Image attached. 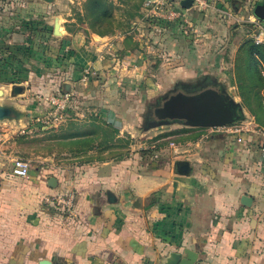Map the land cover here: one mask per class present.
<instances>
[{
  "label": "crops",
  "instance_id": "1",
  "mask_svg": "<svg viewBox=\"0 0 264 264\" xmlns=\"http://www.w3.org/2000/svg\"><path fill=\"white\" fill-rule=\"evenodd\" d=\"M262 2L264 0H258L253 10ZM28 3L37 12H32L27 22L32 20L52 29L56 42L64 41V51L72 44L77 48L73 54L77 53L78 57L69 65L74 74L68 75L83 80L84 68L91 64L100 66L101 61L88 58L87 53L92 54L87 46L84 50L83 45L75 41V37L83 36L80 30L81 35L71 26H61V35H55L53 10L57 0L52 4L42 0ZM232 6L235 12L247 13L237 0ZM12 9L13 0H0V43L13 36ZM218 31L214 32L217 38ZM161 34L166 36L173 32ZM42 35L47 37L48 33ZM112 39L91 33L93 45ZM59 48L51 49L59 51ZM200 49L195 52L186 48L181 53L186 60L172 63L180 71L177 79L193 83L208 72L212 75L220 72L208 69L210 61L214 64L213 58H209V48ZM83 57L88 58L87 61ZM104 67L108 71L109 65ZM261 67L264 75V63ZM221 76L227 78L225 81L230 77L229 73ZM27 80L8 83L4 77L0 78V105L15 106L31 114V118L19 123L0 124V264H38L44 259L53 264H182L184 261L264 264V157L258 135L245 136V143H239L227 134L199 136L206 128L173 125L165 131L175 135L164 139L180 146L175 150L177 154L142 162L134 157L107 158L109 152L102 147L103 137L108 134L105 127L97 128L100 134L84 136L88 144H97L100 148L75 155L71 147L80 140L72 135L76 130L56 125L52 134L58 149L51 159L43 161H51L52 170L34 169L31 165L30 178L22 179L15 161L24 156L23 146L28 136L38 129L42 135L50 133L49 126L37 121L52 113L43 105H50L48 98L53 95L50 88L55 85L56 89L60 78L53 81L55 84L47 83L41 88L38 84L31 85L33 79ZM113 80L102 82L103 86H115ZM230 82L232 85L231 78ZM89 87L82 95L96 105V98L99 101L100 108L93 111L100 115L96 114L95 118L119 115L118 110L110 108L111 98L117 100L115 89L110 92L101 87L91 91ZM63 92L72 93L75 107L78 92L70 86ZM38 95L40 99L35 101L33 97ZM70 114L73 116V111ZM249 117L253 116L247 115ZM90 124L95 130L99 122L92 119ZM21 129L26 132L21 133ZM115 130L118 131V127ZM120 138L117 134L116 142ZM64 145H68V149L61 150L59 146ZM178 162L188 165L179 167ZM52 177L58 181L55 189L48 185ZM69 191L77 195L73 216L45 202L47 197ZM245 198L249 199L244 202Z\"/></svg>",
  "mask_w": 264,
  "mask_h": 264
},
{
  "label": "rangeland",
  "instance_id": "2",
  "mask_svg": "<svg viewBox=\"0 0 264 264\" xmlns=\"http://www.w3.org/2000/svg\"><path fill=\"white\" fill-rule=\"evenodd\" d=\"M28 1L30 0H13L11 15L15 19L13 22L14 33L8 41L3 39V45L0 43V78L4 77L8 83L33 79L31 85L38 84L37 87L41 88L46 87L47 83L49 86L55 84L53 81L59 77L60 80H57L56 89L53 88L55 85L50 88L53 95L62 93L66 86H70L78 92L74 102L75 107L72 103V108L69 109L73 111V116H68L58 126L50 122L49 125H46L51 128L49 134L42 135L40 129H38L36 133L28 136L29 138L23 146L24 156H21V159L28 161L34 169L52 170L51 161H43L45 158L47 160L51 159L53 153L58 149L53 142V126L67 127V129L72 127L76 130V133L74 132L72 135L82 136L81 138H84L83 135L87 136L95 132L98 134L97 127H105L108 130V136L107 139L103 137L102 147L109 152L107 158L127 159L134 157L141 159L142 162H151L164 156L171 157L177 154L175 150L169 147L168 141L164 139L168 137H163L168 134L165 131L168 130V127L150 130H147V128L149 126L148 119L152 118L155 108L160 107L155 111L158 119L167 118L166 115L160 116L158 114L159 109H162L161 107L171 96L179 94L183 87L193 88L188 85L192 83L182 85V81L177 79L180 71L178 72V68L172 65L174 61L186 60L183 58L185 55L181 56L186 48L195 52L198 47L201 48L200 50H202V47L209 48L211 51L209 58H213L214 64L208 59L210 61L208 63L210 68L208 69L213 68L220 72L213 75L208 72L206 76H202L199 80H207L205 82L211 85L214 83L212 79H215L217 87H225L242 104L245 114L247 112V115L250 116L239 94L240 87L237 84L239 76L236 71V64L238 65V57L242 56L243 52L241 51L245 46H248L251 40L247 37L245 26L240 25L233 28L229 25L227 19L223 17L224 15L215 13L206 16L203 13H197V11L193 12L190 15V24L197 31L195 35L187 36L183 32L173 30L172 35L165 36L161 32L171 30H165L163 24L155 22L151 12L146 10L145 5H142V0H109L113 3V9H110L113 18L109 22L106 20L103 24L99 23L97 25L87 15L88 0H57L56 8L53 11L56 13V20H59L60 27H72L73 30H80L83 36L82 38L75 37V41L83 45L84 50L87 46V50L93 55L87 53L88 58H96L97 61H101L98 67H94L90 63L91 65L82 71L83 80L82 78L76 80L68 74H74L69 65L73 59L78 57L76 56L77 53L73 54L77 48L73 47L72 44L71 48L69 47L64 51V41L56 42L57 39L53 36L52 29L48 30V27L35 24L32 20L27 22L26 20L31 18L32 12H37L34 6L29 5ZM220 1L222 8L229 9L233 7L232 2L236 0ZM237 1L245 9L244 12L258 2V0ZM191 3L190 0L181 2L186 8L191 6ZM110 23L114 29L108 28ZM52 26L53 23L51 28ZM216 29L220 32L219 38L214 35ZM43 33H48V36L43 37ZM84 33H87V35ZM91 33L98 35L100 38L111 37L113 39L107 43L104 41L93 45ZM116 35L119 37H116ZM69 39L72 38L69 37ZM59 46H61V49ZM51 48H59L60 50ZM191 56L190 54L189 57ZM84 59L87 61L86 58ZM105 64L109 65L108 71L104 69ZM262 68L261 63H259L256 64L254 70H261L263 73ZM225 73L230 75L228 81H225L227 78L221 76ZM37 75L39 77H36ZM42 76L44 81H42ZM230 78L233 81L232 85ZM108 79H114L113 83H116V85H113V87L111 85L103 86L104 83L102 82ZM67 82L70 83L66 85ZM92 83H95V85L89 87V84ZM86 86L91 91L101 87L106 90L109 89L110 92L115 89L117 100L109 95L112 100L110 108L111 110H118L119 115L111 117L108 114V116L101 115L95 118L96 114L100 115L98 111H93L95 108H100L98 107L99 101L96 98V103H98L96 105L91 100L87 101L85 99L82 94L88 88ZM262 95L264 96L263 93ZM33 98L37 101L40 99V95ZM188 99H192L198 106L212 107L218 105L223 98L221 93L212 91L211 88H203L192 95L180 93L176 99L172 98L164 108L168 107L167 109H169L178 100L186 101ZM48 103L49 106L43 105V107L48 112H53V105L49 101ZM253 107L258 108L256 101H253ZM74 113H77V115H74ZM92 119L99 122L95 130L90 128ZM37 123L43 124L39 121ZM117 127L118 131L115 133L114 130ZM120 130H123V133L120 134ZM162 131L166 133H160ZM110 134L113 135L110 136ZM117 134L121 138L116 142ZM156 134L159 135L154 137ZM174 140L176 139L174 138ZM59 147L61 150L68 149V145ZM71 148L74 154L83 153L82 155H85V153L100 148V146L91 143L79 146L74 143Z\"/></svg>",
  "mask_w": 264,
  "mask_h": 264
},
{
  "label": "built area",
  "instance_id": "3",
  "mask_svg": "<svg viewBox=\"0 0 264 264\" xmlns=\"http://www.w3.org/2000/svg\"><path fill=\"white\" fill-rule=\"evenodd\" d=\"M186 0H146L145 8L149 10L157 24H163L165 30H177L183 32L187 36H192L197 33L190 24V15L193 12L203 13L206 16L219 13L224 15L230 26H245L247 37L256 45H264V21L259 20L254 14V4L250 9L247 8V14L242 15L240 12H235L232 8H222L220 0H190L191 6L184 7L181 2ZM158 16V17H157ZM156 24V23H155ZM188 27V28H187ZM191 28V29H189ZM72 93L63 92L57 95H52L48 101L53 105V112L46 118L39 119L45 125L50 122L59 125L70 116V108H72ZM25 133L24 129L20 130ZM227 134L236 138L239 143H245V136L253 134L261 138L262 155L264 157V128L257 125L253 117H249L246 121L236 122L224 127L206 128L203 133V138H208L213 134ZM169 147L177 150L180 146L175 142H171ZM157 157V156H156ZM15 168L19 176L24 179L30 178L31 164L23 159L15 161ZM77 201L75 191H69L65 194H58L52 197L45 198L47 204H51L56 208H60L69 216H73Z\"/></svg>",
  "mask_w": 264,
  "mask_h": 264
},
{
  "label": "water",
  "instance_id": "4",
  "mask_svg": "<svg viewBox=\"0 0 264 264\" xmlns=\"http://www.w3.org/2000/svg\"><path fill=\"white\" fill-rule=\"evenodd\" d=\"M42 1L48 4H52L55 2V0H42ZM254 14L259 20L264 21V2L256 6ZM54 32L56 36L61 35L60 23L58 19L56 20L55 23ZM205 81L207 80L197 79L195 82L188 85H191L193 88L196 87L198 88L201 87V89L211 88L212 91H217L218 93H221L223 99L218 105L212 107H201L196 105L192 99H188L186 101L178 100L177 102L172 104V106L169 109H167L168 107L164 108V106L168 102H170L172 98L176 99L177 96L180 94L179 93L175 96H171L170 99L164 104V106L161 107L162 109H159L158 111V114H160V116L166 115L167 118L152 122L151 124H149L147 130L159 129L161 127H169L173 125H181L190 128L224 127L236 122L246 121L248 119L242 107V104L238 102L232 96V94L227 89H225V87H220L219 89L214 90L211 87V85L217 86L216 80L212 79V82L214 83H212L211 85H208L209 83L205 84ZM181 83L182 85L185 84V82H181ZM0 95H1V91H0ZM242 115L243 118L241 117ZM28 118H31V114L26 111H22L15 106L0 105V124L6 121L19 123ZM187 165H188L187 162H178L179 167L187 166ZM182 173L186 174V172H182ZM48 185L50 188L53 189L57 188L58 186L57 179L52 177L49 180ZM246 199L249 198H245L244 202H246ZM192 263L193 262H187V261L182 262V264H192ZM38 264H53V262L51 260L44 259L41 260Z\"/></svg>",
  "mask_w": 264,
  "mask_h": 264
},
{
  "label": "trees",
  "instance_id": "5",
  "mask_svg": "<svg viewBox=\"0 0 264 264\" xmlns=\"http://www.w3.org/2000/svg\"><path fill=\"white\" fill-rule=\"evenodd\" d=\"M146 0H142V5ZM110 9H113V3L109 0H88L87 12L88 17L97 24H103L106 20L109 22L113 18V13ZM111 27V28H110ZM108 28L114 29L113 26L108 25ZM111 31V30H110ZM104 35V34H103ZM242 56L238 57L236 67L237 74L239 76L237 84L240 89V97L243 100L248 112L254 117L256 123L260 127H264V75L261 70H254L256 64L264 63V45L256 46L252 41L248 43V46L241 51ZM253 101H256L258 108L253 107ZM243 118V115L241 116ZM241 118V119H242ZM98 128V127H97ZM116 133L117 131L114 130ZM96 134V132H95ZM202 134V133H201ZM201 134L199 136H201ZM113 134H110V136ZM175 134L166 135L163 137H169ZM81 140L76 143L81 145H87L88 143L77 135ZM85 135H83L84 137ZM108 134L104 139H107Z\"/></svg>",
  "mask_w": 264,
  "mask_h": 264
},
{
  "label": "flooded vegetation",
  "instance_id": "6",
  "mask_svg": "<svg viewBox=\"0 0 264 264\" xmlns=\"http://www.w3.org/2000/svg\"><path fill=\"white\" fill-rule=\"evenodd\" d=\"M206 83H208V82H205V84H206ZM182 89H183V90H180V93H186V94H188V95H192V94H194V93H197L198 90L201 89V87H200V88H198V87H196V88H187V87H183ZM158 108H159V107H158ZM158 108H155V109H154V113H153V115H152V118L150 117V118L148 119V124H151L152 122L156 121V119H157V121L160 120V119H158V118L156 117V115H155V111H156V109H158Z\"/></svg>",
  "mask_w": 264,
  "mask_h": 264
}]
</instances>
